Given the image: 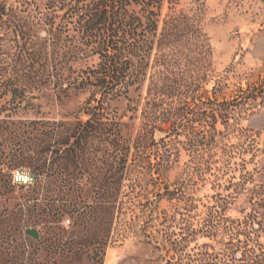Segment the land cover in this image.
Returning <instances> with one entry per match:
<instances>
[{"label":"trees","instance_id":"1","mask_svg":"<svg viewBox=\"0 0 264 264\" xmlns=\"http://www.w3.org/2000/svg\"><path fill=\"white\" fill-rule=\"evenodd\" d=\"M205 18V0H0V264H104L129 235L148 264H264V185L246 174L200 205L167 176L170 143L194 153L218 124L264 107L262 72L229 98L227 84L204 88ZM49 95L86 99L61 120L20 117ZM17 170L35 178L21 197ZM241 195L250 212L228 216Z\"/></svg>","mask_w":264,"mask_h":264},{"label":"rangeland","instance_id":"2","mask_svg":"<svg viewBox=\"0 0 264 264\" xmlns=\"http://www.w3.org/2000/svg\"><path fill=\"white\" fill-rule=\"evenodd\" d=\"M205 4L206 32L213 56L212 72L204 88L211 94L217 82L227 84L229 89L225 94L218 95L221 100L224 95L231 97L240 85L245 87L251 73H264V0H205ZM97 63L98 58L92 57L79 61L75 67L84 68ZM8 99L4 97L2 103ZM85 99L86 96L63 101L51 95L38 97L33 101L35 108L20 117L61 120L79 112ZM128 105L129 101L120 99L112 103V108L132 126V135L135 122L129 121L133 113L127 111ZM237 118L238 121H231L229 128L218 124L217 130L222 134L202 140L194 153L188 150L183 137L170 143L171 164L167 173L170 184L187 197L196 199L197 204L211 203V197L218 194L227 195L230 192L226 189L232 190L246 174L253 177L255 184L264 185V107ZM165 137V133L155 135L157 141ZM253 185L248 183L245 187ZM33 187L16 186L15 195L24 196ZM162 208H170V204L164 201ZM250 208L246 197L241 195L227 214L242 217L250 212ZM259 242L263 243L264 238L260 237ZM149 256V247L129 235L107 250L104 264H148Z\"/></svg>","mask_w":264,"mask_h":264},{"label":"built area","instance_id":"3","mask_svg":"<svg viewBox=\"0 0 264 264\" xmlns=\"http://www.w3.org/2000/svg\"><path fill=\"white\" fill-rule=\"evenodd\" d=\"M13 184L17 186L30 187L35 183V178L24 171H14L13 172Z\"/></svg>","mask_w":264,"mask_h":264},{"label":"water","instance_id":"4","mask_svg":"<svg viewBox=\"0 0 264 264\" xmlns=\"http://www.w3.org/2000/svg\"><path fill=\"white\" fill-rule=\"evenodd\" d=\"M27 234L30 236V237H32L33 239H39V233H38V231L37 230H35V229H29L28 231H27Z\"/></svg>","mask_w":264,"mask_h":264}]
</instances>
